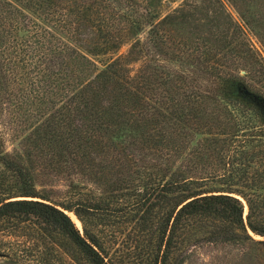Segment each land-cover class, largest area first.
<instances>
[{
	"label": "trees",
	"instance_id": "16d2710c",
	"mask_svg": "<svg viewBox=\"0 0 264 264\" xmlns=\"http://www.w3.org/2000/svg\"><path fill=\"white\" fill-rule=\"evenodd\" d=\"M122 1L0 0V108L25 133L12 152L0 138V233L31 227L39 264H61L62 253L76 264H123L108 245L124 224L141 247L137 264H184L203 242L235 245L240 262L264 264V95L242 68L207 89L188 82L159 95L157 85L185 74L163 82L148 72L161 68L153 53L172 15L124 19ZM129 31L128 52L102 68L80 50L90 40L96 51L119 48ZM255 66H245L248 76ZM41 144L69 172L94 174L96 202L75 184L63 200L38 188L26 159ZM2 241L0 256L16 255Z\"/></svg>",
	"mask_w": 264,
	"mask_h": 264
},
{
	"label": "rangeland",
	"instance_id": "374dc122",
	"mask_svg": "<svg viewBox=\"0 0 264 264\" xmlns=\"http://www.w3.org/2000/svg\"><path fill=\"white\" fill-rule=\"evenodd\" d=\"M122 2L124 5H122L124 7L122 17L124 19L133 16V18L142 20L145 13L149 19L158 22L166 15H172V18L161 27L168 39L164 40L161 48L153 53L152 66L158 64L161 68L158 70L151 68L148 72L156 71L153 78L157 81H163L170 72L182 74L181 70H185V74L183 81H169L168 86L164 87L161 84L157 85L156 90L159 95L173 94L175 87L179 84L187 87L188 82L207 89L217 80L223 81L229 76L235 75L236 68H242L239 71L240 75H246V80L253 83L252 88L264 95V0H123ZM128 4H130L129 9L126 8ZM242 14H248L246 16L250 22L252 21L250 26L245 22ZM124 25L122 26L126 27L128 23L125 22ZM131 32L125 33V41H128L120 45L119 48L105 47L100 49L101 51H96L94 44L91 43L92 40H90L83 43L80 50L97 63L99 68H102L112 57L128 52L129 39H132ZM182 48L188 49V57L182 62L172 59H178ZM165 50L169 52L167 55L173 60L171 63L164 61L167 58ZM192 54L193 56L189 57ZM142 62V60H138L131 64L133 72H136ZM251 63L256 64V71L254 70L256 77L253 76L254 74L248 76L244 69ZM207 66H209L208 70ZM211 66L218 69L211 68ZM15 93H17V89H15ZM7 112H9L7 109L0 108V138L4 140L7 150L12 152L20 148L21 140L19 139L25 133L18 125L17 127L9 126L7 121L10 114ZM30 128V125H26L25 132L29 133ZM49 147L46 144H41L42 152L40 149L36 152L33 151L34 155L32 154V157L26 159L38 188L53 200H63L70 196L68 193L71 191L70 187L75 184V191L89 192L93 202H96L100 184L94 174L81 175V173L69 172L65 167L60 166L59 162L62 163L60 159L57 161L51 157L54 152L52 151L53 147ZM77 198H79L78 194L75 196V199ZM247 212L245 208V215ZM68 213L72 219H77L74 221L83 231L77 216L73 212ZM118 220L117 217L110 219L112 223L109 224L110 229L118 228ZM124 225L117 229L116 239L111 245H108V250L110 255H117L123 264H137L141 247L137 246L136 241L129 237L130 226ZM35 239L37 238L32 236L31 227L26 228L25 231L23 229L19 232L16 231L13 235L0 233V243L3 240L2 242L7 244L5 248L8 246L14 251L17 250L16 255L10 253L8 257L0 256V264H39L37 261L38 250L36 253L30 254L28 248L33 245L31 247L34 249H42V246L36 247L35 244L38 242L34 243ZM238 252L235 245L203 242L193 249L192 255L184 264H248L246 259L244 262H240L237 256ZM61 255L63 257L61 264H76L68 255L64 253ZM78 264L89 263L86 261Z\"/></svg>",
	"mask_w": 264,
	"mask_h": 264
},
{
	"label": "water",
	"instance_id": "95a60500",
	"mask_svg": "<svg viewBox=\"0 0 264 264\" xmlns=\"http://www.w3.org/2000/svg\"><path fill=\"white\" fill-rule=\"evenodd\" d=\"M245 202V201H244ZM245 204H246V202H245ZM246 209H247V211H248V206H247V204H246Z\"/></svg>",
	"mask_w": 264,
	"mask_h": 264
},
{
	"label": "bare ground",
	"instance_id": "6f19581e",
	"mask_svg": "<svg viewBox=\"0 0 264 264\" xmlns=\"http://www.w3.org/2000/svg\"><path fill=\"white\" fill-rule=\"evenodd\" d=\"M73 218H75V216H73ZM73 220H77V219H73Z\"/></svg>",
	"mask_w": 264,
	"mask_h": 264
}]
</instances>
